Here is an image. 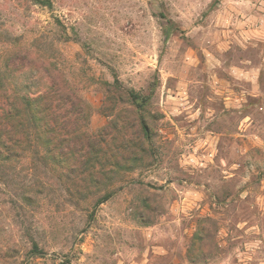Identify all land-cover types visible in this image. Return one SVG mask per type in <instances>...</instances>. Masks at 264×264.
Returning a JSON list of instances; mask_svg holds the SVG:
<instances>
[{"label": "rangeland", "instance_id": "obj_1", "mask_svg": "<svg viewBox=\"0 0 264 264\" xmlns=\"http://www.w3.org/2000/svg\"><path fill=\"white\" fill-rule=\"evenodd\" d=\"M40 1L0 0V79L35 73L6 54L42 59L135 161L81 188L0 161V264H264V0Z\"/></svg>", "mask_w": 264, "mask_h": 264}, {"label": "trees", "instance_id": "obj_2", "mask_svg": "<svg viewBox=\"0 0 264 264\" xmlns=\"http://www.w3.org/2000/svg\"><path fill=\"white\" fill-rule=\"evenodd\" d=\"M13 61L16 67H12ZM44 62L24 50L2 58L4 71L19 72L29 67L35 73L21 89L9 88L0 79V161H17L30 155L48 159L80 188L81 182L98 183L113 169L135 161L137 142L133 137L123 135L124 128L117 124L111 127L117 133L110 138L104 128L95 134L89 132L92 110L80 88L62 75L51 74ZM38 86L42 89L30 88ZM129 96L137 109L146 102L132 91ZM140 128L143 137L148 138L149 128L143 119ZM110 196L106 193L96 205Z\"/></svg>", "mask_w": 264, "mask_h": 264}]
</instances>
